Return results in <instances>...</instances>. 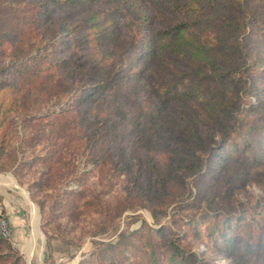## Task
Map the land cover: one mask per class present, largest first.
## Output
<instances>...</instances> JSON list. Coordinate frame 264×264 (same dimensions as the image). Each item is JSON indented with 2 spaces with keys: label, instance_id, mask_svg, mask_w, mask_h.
<instances>
[{
  "label": "rangeland",
  "instance_id": "1",
  "mask_svg": "<svg viewBox=\"0 0 264 264\" xmlns=\"http://www.w3.org/2000/svg\"><path fill=\"white\" fill-rule=\"evenodd\" d=\"M152 1L135 2L134 7L151 14L159 0ZM121 2L93 1L96 11L84 22V32L74 28L61 41L45 38L53 54L41 66L37 60L10 64L11 47L5 42L2 48L0 41V74L5 79L0 82L7 83L0 100H21L25 85L31 84L19 81L18 93L16 72L27 66L41 83L27 102L34 114L59 113L56 125L64 131L56 142L61 150L83 146L71 160L73 166L65 164L68 154L61 151L60 169H67L69 176L54 184V191L50 174L39 197L44 214L12 172L0 174L11 176L16 185L0 186L4 196L11 197L17 222L9 225L5 239L26 264H167L176 250L184 254L183 264H264V157L257 145L261 136L253 128L259 114L243 116L250 103H260L264 113V65L248 75L253 92L238 84L233 123L220 132L202 121L197 139L187 143L180 133L189 125V112L171 98L166 72L146 56L131 59L128 47L137 36L123 26L130 18L121 12ZM158 14V20L146 16L142 39L167 21L168 16ZM132 15L137 18V12ZM116 23L117 33L103 40L101 31L109 33ZM247 33L245 40L251 43L253 33ZM104 83L107 86L84 113L86 89L95 91ZM156 96L167 103L159 115L154 112ZM84 114L93 117V125L84 124ZM151 117L155 124L179 125L175 132H166L163 125L157 131ZM136 121L142 123L141 140L131 131ZM89 133L90 147L80 137ZM180 154L193 155L192 164L178 161ZM23 178L29 179V173ZM37 229L39 238L29 245Z\"/></svg>",
  "mask_w": 264,
  "mask_h": 264
},
{
  "label": "trees",
  "instance_id": "2",
  "mask_svg": "<svg viewBox=\"0 0 264 264\" xmlns=\"http://www.w3.org/2000/svg\"><path fill=\"white\" fill-rule=\"evenodd\" d=\"M93 1L97 0L0 1V41L2 48L5 42L11 47L10 64L37 60L41 66L48 61L53 52L50 50L51 46L50 49L46 47L49 41L44 39L57 37V40L61 41L74 28L84 32V22L89 23L96 11ZM121 1H123L119 3L121 12L128 14L130 18V21L123 26L126 29L131 27L137 36V39L134 36L132 44L128 47L130 53L134 54L131 59H141L146 56L151 61H157L162 66L161 69L166 72L164 81L172 83L171 90L168 91L172 94L171 98L185 106V110L189 112L187 118L189 125L180 133L185 141L192 143L197 139L198 126L205 120L223 132L222 130L231 125L235 118L233 109L239 103L238 84L239 87L242 84L243 88L253 92L254 87L248 75L256 67L264 65V56L259 55L264 52V0H159L155 11L151 13L152 19L158 20V12H161L168 16L167 21L160 29L151 28L149 36L143 39L141 36L142 32L147 30L145 26L148 25L145 24V20L147 15H151L150 11L134 7L135 2L143 0ZM149 2L153 1L149 0ZM135 12L137 18L132 15ZM4 18L8 20H2ZM119 27L116 23V28L113 27L109 33L101 31L102 39H107L110 32L116 34ZM247 31L253 33L251 43L245 40ZM63 62L65 63V60ZM17 70V85L19 81L23 85L25 83L31 85H25L26 93L21 100L13 97L7 104L0 100V173L12 171L18 184L28 192L31 202L42 210L43 202L39 197L42 196L50 174H52L54 191L56 190L54 184L69 176L68 170L64 169L63 165L64 170L60 169V159L64 155L61 151L66 150L68 154L66 158L69 163L67 161L65 164L73 166L71 160L76 159L74 157L83 146L69 145L63 150L59 148L60 141L56 142L57 134L60 138V133L64 131L62 126L56 125L59 113L55 114L56 116L52 112V114L48 112V115L34 114V107L32 106L31 109L27 102L31 99L32 93L38 92L41 83L37 82L38 76L35 70L33 71L35 74L28 72L27 66ZM38 70L43 69L40 67ZM0 78H3L1 74ZM2 82H0V91L7 88V83L1 84ZM10 83L11 81L8 82ZM106 86L107 83H104L95 91L92 88L86 89L85 96L81 100L84 113L92 108L91 102ZM17 92H22L20 85ZM166 104L160 103L159 97L156 96L154 112L159 115L164 111ZM260 108V103H250L243 116L259 114L253 128L261 136L257 145L260 146L261 155L264 157V113ZM15 116L19 119L15 120ZM82 118L85 125L94 124L92 116L84 114ZM154 118L151 117L149 120L153 124V129L157 128V131H159L158 127L163 125L166 132L168 129L175 132L179 125L172 121L155 124ZM97 125L98 123L95 126ZM141 128V121H136L131 129L132 132L137 131L136 138L140 140L141 136L138 132ZM170 131L168 133L172 134ZM80 137H83L85 144L90 147L87 141L91 133ZM150 137L151 135H148L147 138ZM245 146L248 147L249 144ZM216 156L212 155L213 158ZM192 157L191 154H180L178 161L192 164L194 158ZM47 164L49 165L45 168ZM201 169L202 165L196 171ZM60 170L63 172L61 175ZM28 173L29 179L23 178ZM0 201H2L1 196ZM46 225L45 222L44 234ZM219 236H222V233ZM231 238L232 236L230 243L233 242ZM48 244L46 235L47 248ZM185 259L181 251H172L167 264H183ZM0 264H26L11 242L1 235Z\"/></svg>",
  "mask_w": 264,
  "mask_h": 264
},
{
  "label": "crops",
  "instance_id": "3",
  "mask_svg": "<svg viewBox=\"0 0 264 264\" xmlns=\"http://www.w3.org/2000/svg\"><path fill=\"white\" fill-rule=\"evenodd\" d=\"M12 172V171H10ZM7 172H5L6 174ZM1 174V173H0ZM13 175V173H11ZM14 176V175H13ZM11 177V176H10ZM15 177V176H14ZM0 178H4L2 176H0ZM12 178V177H11ZM16 179V178H15ZM16 184H18L17 180H16ZM2 185V188L3 186L6 187V184H0V186ZM20 186V185H19ZM28 197H29V194L28 192L26 191ZM8 195V194H7ZM0 196L2 197V204H3V207L5 209V213H6V216L8 218V222H9V225L11 226V224H17V222L15 221V218H14V215H15V212L13 211L14 208H12L13 206L11 205L12 204V200H11V197L10 198H7L6 196H4V194L0 191ZM30 199V198H29ZM31 201V200H30ZM15 221V222H14Z\"/></svg>",
  "mask_w": 264,
  "mask_h": 264
},
{
  "label": "built area",
  "instance_id": "4",
  "mask_svg": "<svg viewBox=\"0 0 264 264\" xmlns=\"http://www.w3.org/2000/svg\"><path fill=\"white\" fill-rule=\"evenodd\" d=\"M0 235L3 238H8L10 236L9 222L5 213V209L1 204H0Z\"/></svg>",
  "mask_w": 264,
  "mask_h": 264
},
{
  "label": "bare ground",
  "instance_id": "5",
  "mask_svg": "<svg viewBox=\"0 0 264 264\" xmlns=\"http://www.w3.org/2000/svg\"><path fill=\"white\" fill-rule=\"evenodd\" d=\"M0 184H4V185L6 184V185H14V186H16L15 183H14V181H13V179L10 176H7L5 178H0ZM35 211H36V213H35V216H36L37 209H35L34 212ZM36 219H37V217H36ZM39 235L40 234H39V231L37 229L36 232L34 233V235L31 237V241H30L29 245H32L34 243V240H36V238H39Z\"/></svg>",
  "mask_w": 264,
  "mask_h": 264
}]
</instances>
